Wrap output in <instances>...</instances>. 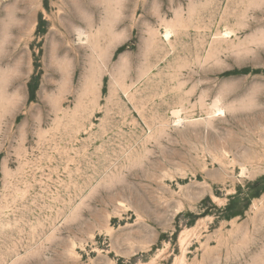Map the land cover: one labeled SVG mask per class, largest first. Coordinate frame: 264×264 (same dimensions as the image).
Segmentation results:
<instances>
[{
  "label": "rangeland",
  "instance_id": "rangeland-1",
  "mask_svg": "<svg viewBox=\"0 0 264 264\" xmlns=\"http://www.w3.org/2000/svg\"><path fill=\"white\" fill-rule=\"evenodd\" d=\"M0 264H264V0H0Z\"/></svg>",
  "mask_w": 264,
  "mask_h": 264
}]
</instances>
